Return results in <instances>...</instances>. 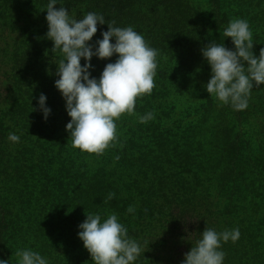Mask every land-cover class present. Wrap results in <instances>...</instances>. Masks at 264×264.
Masks as SVG:
<instances>
[{
    "label": "trees",
    "instance_id": "1",
    "mask_svg": "<svg viewBox=\"0 0 264 264\" xmlns=\"http://www.w3.org/2000/svg\"><path fill=\"white\" fill-rule=\"evenodd\" d=\"M216 6L210 16L216 30L212 35L215 39L218 36L225 39L227 46L235 49L232 38L220 34L228 26L229 15L219 4ZM5 12L0 6V260L18 264L19 257L15 253L31 250V224L39 217L36 209L42 191L47 189L59 203L68 202L79 221L86 220V213L99 214L102 222L115 213L118 222L128 229V236L142 246L143 251L133 264H181L184 254L190 251L206 227L218 233L239 229L238 240L221 241L219 250L226 253L227 264H237L243 257L248 259L243 264H264V197L246 202L245 193L240 203L232 194L239 197L243 193L241 186L226 188L222 182L215 198L222 203L223 209L216 204L213 210L206 206L199 212L193 208L195 192L192 189L195 187L189 183L198 173L192 165L194 160L210 145L205 140L212 130L205 132L201 127L206 121L207 105L214 104L218 110L235 113L233 120L245 130L254 132L256 144L264 149V94L256 93L248 108L240 111L235 110L231 102L218 103L216 97L201 92L190 93L186 110L178 102H172L178 99L176 93L166 97L159 92L152 93L149 98L137 97L140 100L135 101L134 113H124L115 121L134 141L130 148L152 142L162 152V157L169 159V165L179 162L184 167L178 169L182 172L181 182L176 177L172 179L174 173L168 169L162 172L165 182L161 179L157 183L164 188L147 194L143 181L137 178L132 167L125 163H99L98 159L110 160L109 153L112 162H119L116 157L121 151L116 148L115 141L102 154H90L72 147L66 128L71 117L63 115L62 109L66 102L49 96L51 86V91H55L52 82L55 84L57 80L53 78L58 68L56 62L62 58L52 50L47 31L34 16L20 22L12 13L5 16ZM219 23L224 25L219 27ZM204 67L207 71L211 68L208 62ZM24 86L28 98L23 101ZM41 93L47 97L46 106L51 109L47 120L38 113ZM150 100H153L151 104ZM249 108L256 110L258 116L252 115L254 111ZM149 112L153 118L141 123L139 117ZM233 120L229 117L225 126L232 140H241L248 149L256 146L245 136V131L235 130L230 125ZM41 126L43 129H39ZM9 133L19 136V142L10 141ZM262 157L264 154L257 160ZM155 180L154 175L150 182ZM109 193H115L111 200L107 199ZM129 206L135 208L133 213L127 211ZM247 209L260 214L255 217L257 224L253 223ZM190 234L194 235L189 238ZM76 264H94L82 240L78 243Z\"/></svg>",
    "mask_w": 264,
    "mask_h": 264
},
{
    "label": "rangeland",
    "instance_id": "2",
    "mask_svg": "<svg viewBox=\"0 0 264 264\" xmlns=\"http://www.w3.org/2000/svg\"><path fill=\"white\" fill-rule=\"evenodd\" d=\"M49 2L50 0H0V6L6 11L5 16L12 13L15 19L20 22H25L34 16L37 23L41 24L48 32L46 6ZM217 4L229 15L228 24L237 18L248 22L254 44L253 52L258 57L260 49L264 48V0H218V2L212 1V3L209 0H57L55 7L57 9L62 6L67 8L69 14L78 19L88 12L103 15L105 24L97 25V33L89 42L96 47H98L96 41L103 39L102 33L109 30L107 23L115 21V27H133L137 33L144 37L150 47L158 50L154 77L155 86L151 94L159 92L164 94V97L174 93L179 94L178 99L174 98L172 102H178L181 108L185 109L188 106V98L191 97L190 93L201 92L204 95H210L205 85L210 80L212 71L211 68H208V71L204 70L207 61L202 55V49L216 41L218 44L224 43L225 47L235 50L232 46H227L228 43L225 42V39L219 36L218 39H215L212 35L216 30L213 29L210 16L217 8ZM181 17L184 19L181 20ZM221 25L224 23L218 24L219 27H222ZM112 43H115V38L112 39ZM50 44L54 47L52 40H50ZM56 51L63 58L62 52ZM117 59L118 54L103 60L94 56L91 61L93 65L92 77L99 79L105 66L108 63H114ZM86 63L87 61L81 58V65ZM56 71L57 68L53 73V78L59 79L55 75ZM52 84L55 85L53 82ZM52 87L49 88L50 99H61L63 103L66 102L62 93L55 86L53 88L55 91H51ZM26 89L24 86L23 101L28 98ZM36 93L38 94V92ZM256 93L264 94V85L253 87L248 103L253 100ZM151 94L139 97L149 98ZM35 97L38 98L36 95ZM139 100L137 98L136 102ZM215 100L218 103L221 102L218 99ZM152 102L153 100H150L149 103ZM30 103H33V100ZM64 106L65 103L62 107L63 115L68 116L66 106ZM215 108L214 104L206 107V121L201 127L205 129V132L206 129H208L207 132L212 130V133L206 134L208 137L205 140L210 145L194 160L192 165L198 173L189 181L190 185L193 184L195 187L192 189L195 192L193 208L199 212L204 211L206 206L213 210L216 204H219L221 210L223 209L222 203L215 198L222 182L225 183L226 188L237 184L241 186L243 193L239 197L232 194L233 199L240 203H243V194L245 193L246 202L249 199L255 201L264 197V157L257 160L260 154H264V149L256 144L258 143L256 134L245 130L234 121L235 113L229 114L227 109L218 110ZM249 109L254 111L252 115L258 116L256 110ZM38 113L44 115L42 110ZM229 117L234 121L230 125L234 126L235 130L245 131V136L256 146L248 149L241 140H232L230 133L225 129ZM116 126V148L121 151L119 162L117 163L116 160L112 162V155L109 153L110 160L107 158L105 161L98 159L100 164L103 162L111 165L125 163L127 167H132L135 169L134 173L137 178L143 181L144 193L147 194L152 191L156 193L159 189L164 188L157 183L161 182V179L165 182V174L162 172L168 171V169L169 171L172 169L174 173L172 179L175 180L176 177L180 182L183 180L182 172H178V169H184V167H181L179 162H175L172 166L169 165V159L162 157V152L158 151V147L152 142L143 147L138 145V148H130L133 140L129 139L118 125ZM39 129H43V127L41 126ZM143 130L139 131L141 135H143ZM146 133L150 134L147 131ZM141 137L143 139V136ZM126 152L129 153L126 154ZM131 164L133 166H130ZM154 175L157 180L152 183L150 181ZM69 207L68 202L59 203L49 190L42 191L40 203L36 209V214H39V217L35 218L31 224L33 235L31 250L40 253L48 261V264H76L78 243L81 240L78 236L81 230L79 225L83 222L76 219ZM247 212L251 215L253 223L257 224L255 217L259 213H250L249 209ZM226 257L227 255H225L223 264H227ZM247 260L246 257H243V260L237 264H243Z\"/></svg>",
    "mask_w": 264,
    "mask_h": 264
},
{
    "label": "clouds",
    "instance_id": "3",
    "mask_svg": "<svg viewBox=\"0 0 264 264\" xmlns=\"http://www.w3.org/2000/svg\"><path fill=\"white\" fill-rule=\"evenodd\" d=\"M57 0L46 6L49 30L46 37L54 42L53 51L60 50L55 75V87L66 101V110L71 121L66 125L73 148L90 154H102L117 139L116 123L122 114H133L136 98L151 94L156 75L158 50L150 47L144 37L133 27H115V21L107 23L108 31L95 45L89 43L97 33V25L105 24L104 16L88 12L82 18L69 14L65 7L57 9ZM232 38L235 50L211 42L202 49V55L210 64L212 75L205 85L211 96L223 104L231 102L235 110L248 108V98L253 87L264 85V48L257 57L249 24L244 19H233L223 32ZM115 38V43L112 39ZM118 54L114 63H108L99 79L92 77L91 63L94 56L100 59ZM81 58L87 63L81 65ZM47 97L41 93L39 106L45 120L51 113L46 106ZM153 118L151 112L140 116L141 123ZM8 139L18 143L20 137L9 133ZM118 160L119 157H116ZM115 193H109L108 200ZM133 213L135 208L129 206ZM86 220L79 225L78 233L94 264H133L143 251L141 244L128 236V229L118 222L115 213L101 220L99 214L86 213ZM187 231V229H185ZM181 264H223L226 253L219 250L221 241L235 242L239 229L217 232L206 227ZM194 235L190 234L189 238ZM18 264H48L40 253L30 249L19 250ZM8 264V260H0Z\"/></svg>",
    "mask_w": 264,
    "mask_h": 264
}]
</instances>
